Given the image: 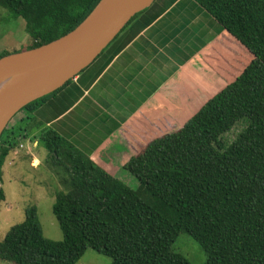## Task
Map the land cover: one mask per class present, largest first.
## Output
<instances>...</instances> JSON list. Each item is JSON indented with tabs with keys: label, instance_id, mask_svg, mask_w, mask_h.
<instances>
[{
	"label": "trees",
	"instance_id": "16d2710c",
	"mask_svg": "<svg viewBox=\"0 0 264 264\" xmlns=\"http://www.w3.org/2000/svg\"><path fill=\"white\" fill-rule=\"evenodd\" d=\"M100 1L0 0L25 21L31 41L0 58L66 36ZM195 1L242 49L224 39L213 50V67L227 86L180 130L150 141L125 165L137 189L55 130L35 126L38 108L71 81L25 107L0 141V184L8 157L34 136L61 188L52 211L63 240L45 238L37 208H28L25 221L0 239L1 262L77 264L92 249L111 264H190L172 251L185 233L204 251L205 264H264V0ZM242 123L245 129L227 143Z\"/></svg>",
	"mask_w": 264,
	"mask_h": 264
},
{
	"label": "crops",
	"instance_id": "0c3cea01",
	"mask_svg": "<svg viewBox=\"0 0 264 264\" xmlns=\"http://www.w3.org/2000/svg\"><path fill=\"white\" fill-rule=\"evenodd\" d=\"M224 39L242 52L195 0H156L89 68L38 108L35 126L55 130L110 175L125 179V165L150 141L180 130L227 86L212 64L213 50ZM33 137L26 145L40 149ZM46 156L32 149L12 153L5 163L11 180L43 184ZM5 197L4 205L13 209Z\"/></svg>",
	"mask_w": 264,
	"mask_h": 264
},
{
	"label": "water",
	"instance_id": "95a60500",
	"mask_svg": "<svg viewBox=\"0 0 264 264\" xmlns=\"http://www.w3.org/2000/svg\"><path fill=\"white\" fill-rule=\"evenodd\" d=\"M156 0H101L66 36L39 48L0 58V141L28 105L47 97L89 68L138 14Z\"/></svg>",
	"mask_w": 264,
	"mask_h": 264
},
{
	"label": "rangeland",
	"instance_id": "374dc122",
	"mask_svg": "<svg viewBox=\"0 0 264 264\" xmlns=\"http://www.w3.org/2000/svg\"><path fill=\"white\" fill-rule=\"evenodd\" d=\"M31 45L29 35L26 32V23L23 19L17 18L9 10L0 7V54L15 50H22L28 48ZM22 115L19 114L16 120H13L11 124L15 123ZM245 124L238 125L233 131L227 134L226 142H233L238 135L245 129ZM27 141H22L18 149L13 154H22L32 149L33 153L37 156L42 151L47 155L46 151L40 147L34 148L32 143L30 146L26 145ZM11 156V155H10ZM10 156L8 158H10ZM45 158L42 159L39 180L43 184L37 186L31 181L16 182L11 180V171L6 165L3 168V182L6 184L4 191L8 196V203H13V209H10L0 203V239L4 240L10 229L16 225H19L25 221V212L28 208L36 207L38 218L43 229L45 238L51 241L59 242L63 240V233L57 222L52 207L55 202V195L61 189L57 178L49 170L45 164ZM8 160V159H7ZM23 170L24 178L31 180L32 176ZM125 182L133 189H137L139 186L138 181L129 173L125 174ZM2 182V183H3ZM2 187V186H1ZM172 251L182 255L190 264H205L207 257L204 251L199 245L187 234L182 233L177 238L172 247ZM112 259L99 254L98 252L88 249L84 256L77 264H111ZM0 264H11L1 262Z\"/></svg>",
	"mask_w": 264,
	"mask_h": 264
},
{
	"label": "bare ground",
	"instance_id": "6f19581e",
	"mask_svg": "<svg viewBox=\"0 0 264 264\" xmlns=\"http://www.w3.org/2000/svg\"><path fill=\"white\" fill-rule=\"evenodd\" d=\"M7 83V81L5 82H0V89Z\"/></svg>",
	"mask_w": 264,
	"mask_h": 264
},
{
	"label": "built area",
	"instance_id": "2783aa9c",
	"mask_svg": "<svg viewBox=\"0 0 264 264\" xmlns=\"http://www.w3.org/2000/svg\"><path fill=\"white\" fill-rule=\"evenodd\" d=\"M0 187H1V184H0Z\"/></svg>",
	"mask_w": 264,
	"mask_h": 264
}]
</instances>
